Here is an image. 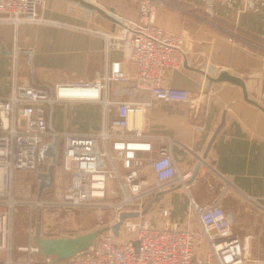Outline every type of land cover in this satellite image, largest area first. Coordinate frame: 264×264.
<instances>
[{
    "label": "crops",
    "instance_id": "1",
    "mask_svg": "<svg viewBox=\"0 0 264 264\" xmlns=\"http://www.w3.org/2000/svg\"><path fill=\"white\" fill-rule=\"evenodd\" d=\"M112 1L89 2L119 23L71 0H43L40 16L48 21L43 24L16 28L0 23V46L8 52L0 54V98L11 94L14 80L24 85L50 88L59 83L103 82L112 62L119 60L130 74V80L122 84L109 83L108 98L146 100L148 94L136 89L134 84L135 64L125 61L122 50L107 52L105 38L94 32L117 33L127 20L139 17V7L132 6V2ZM166 1H180L192 12L180 14L173 7L157 12L156 24L183 36L186 52L182 67L166 70L163 83L188 90L192 100L154 102L143 116L144 130L176 140L172 154L182 172H194L200 164L190 188L191 196L202 204H209L223 194V207L233 231L256 236L251 252L261 255L259 248L264 244V111L244 99L241 86L227 81L212 82L209 77L228 70L244 80L249 97L264 106V0H251L247 4L217 3L211 8L203 0ZM15 49L20 51L17 76L14 73ZM47 110L51 129L93 131L101 128L99 103H58L48 106ZM137 118L139 121L140 115ZM223 118L224 124L207 151ZM30 172L33 171H19L16 178L19 173ZM211 181L218 184L214 186ZM17 190L28 198L33 197L29 185H19ZM231 191L247 200L253 217L240 221L238 213L226 203ZM162 208L170 209V223L186 227L189 196L184 189L164 193L152 210L159 213ZM50 217L44 208L33 212L27 206L18 207L14 217V248L15 244L18 248L37 245L30 234L34 223L36 228L40 224L41 235L46 238H70L90 232L58 236L56 226L59 225L55 217ZM156 217V223L163 224L165 220ZM65 225L62 221L59 229Z\"/></svg>",
    "mask_w": 264,
    "mask_h": 264
},
{
    "label": "built area",
    "instance_id": "2",
    "mask_svg": "<svg viewBox=\"0 0 264 264\" xmlns=\"http://www.w3.org/2000/svg\"><path fill=\"white\" fill-rule=\"evenodd\" d=\"M249 1L203 0L210 8L217 3L247 4ZM42 3L43 0H0V23L17 28L48 22L39 13ZM165 4L164 0H139V17L127 20L119 32L94 30L105 38L107 52L122 50L125 61L135 64L134 84L136 89L148 94L146 100L108 98L109 83L130 80V74L119 60L112 62L103 82L59 83L50 88L14 80L11 94L0 98V264H16L11 253L15 210L20 206L29 204L32 209L57 207L67 211L108 209L119 221L121 213H142L158 193L176 188L184 189L189 196L186 227L170 223V209L162 208L163 224L145 218L147 214L136 218L139 222L127 219L120 236L126 229L133 233V238L120 241L111 230L100 233L95 243L65 264H264V257L251 252V241L256 236L242 238L233 231L223 207V194L209 204H200L191 196L194 172L180 170L172 154L176 140L144 130L143 116L154 102L192 100L188 90L163 83L165 71L182 67L186 56L184 37L156 24L157 12ZM13 56L17 76L20 51L15 49ZM72 88L90 90L97 95L61 94L62 90ZM71 102L99 103L101 128L93 131L51 129L47 107ZM139 113L140 124L136 119ZM55 139L58 141L55 168L59 171L51 192H56V199L20 200L15 187L17 172L36 171L42 149ZM114 224L115 221L109 227ZM35 232L31 227L30 234L35 236ZM135 241L139 242L138 250ZM19 249L31 255L26 264L37 263L36 256L41 254L38 245ZM41 260L43 264L55 263L53 257L43 256Z\"/></svg>",
    "mask_w": 264,
    "mask_h": 264
},
{
    "label": "rangeland",
    "instance_id": "3",
    "mask_svg": "<svg viewBox=\"0 0 264 264\" xmlns=\"http://www.w3.org/2000/svg\"><path fill=\"white\" fill-rule=\"evenodd\" d=\"M89 1H94L98 4V3H100L101 0H89ZM127 1L132 2V6H135V7L138 6L139 7V0H127ZM164 1H166V0H164ZM108 2H109V0H108ZM112 2H116V0H114ZM168 7H173V9L178 11V13H180V14H186V13L192 12L189 9H187L186 7H184L180 3V1H178V2H169V1L167 2L166 1V4L164 6H162L160 10H162L164 8H168ZM39 13H40V8H39ZM124 17H126V16H124ZM45 148L46 147H44L42 150H44ZM48 162H50V164H51L50 159H46V161L43 165V172H47V169L50 166V164ZM58 171H59V168L54 167V185L52 187L53 190L55 188V182H56V177H57ZM37 176H38V169L34 172L19 173L18 174V178H16V181H15V187H16V195L20 200L27 201V202L37 200L36 194L39 193L38 192L39 181H38ZM212 180H214V179H212ZM211 182H212V184H214V186H215V184L216 185L218 184L217 181H215V182L211 181ZM57 184H58V182H57ZM19 185H22V186L29 185L31 187V192L33 194V197L31 196L28 198V197L24 196L25 194L18 193L17 187ZM205 191L206 190L204 189V192ZM56 197H57V194L55 191L51 192L49 189H45L43 191L40 199H43L46 201L47 200L52 201V200L56 199ZM194 198L198 203L202 204L201 202H199L196 199L195 196H194ZM226 203H230L231 210L234 211L235 213H238L240 221L244 220V219L247 220L248 217L251 218L254 216V215H252L251 207H250V204L247 202V200L243 199L241 196H239L238 194H236L233 191H231V193L228 194ZM24 206L26 207L27 204H25L21 207H24ZM153 206L146 213L148 216L145 218H148V219L152 218L153 222L156 223V219H157L156 216H160V212L158 213L157 211L152 210ZM27 208L34 212L35 210L39 209L40 207L34 206L32 209V208H30V206L28 204ZM41 209H43V208H41ZM44 209H45L46 213L49 215V217L50 216L52 218L55 217L54 219H55L56 223L59 225V226H56V228H57L56 234L58 236L59 235L69 236L70 234H77L79 232L86 231V230H90V232H91V231H95L96 229H99V228L109 227V225L111 223H113L114 221H115V223L118 222V221H116L115 214L111 210H108V209L101 210L100 212L89 211V210H80V209H74L72 211H67L64 209L57 208V207H44ZM52 213H55V215L52 216ZM31 220H32V218H31ZM62 221L63 222L65 221L67 226L65 225L66 228L63 227L62 229L61 228L59 229ZM132 222L135 223V222H139V221H138V219L134 218V219H132ZM261 224H262V222H261ZM75 226H80V227L76 230L73 228ZM32 228L36 229L35 223L33 224ZM240 236L243 238L245 235L240 234ZM133 237H134L133 233H130L125 229L124 234L117 237V239L121 241L122 239L133 238ZM65 238H67V237H65ZM255 242H256V240H255ZM251 244H252V241H251ZM29 247L30 246H23V247H19V248H28L29 249ZM19 248L16 247V244H15V248L13 247V251L11 253V258H12L13 262L16 264H20V263L26 264V262L29 261V258L31 255H30L29 251H21ZM259 251H260L259 254H261V255H256V256L263 258L264 255H262V254H264V244H262V247L259 248ZM36 257H37V263L36 264H43L44 263L43 260H41V258L39 257V255H37ZM65 263H66V260L58 262V263H54V264H65Z\"/></svg>",
    "mask_w": 264,
    "mask_h": 264
},
{
    "label": "water",
    "instance_id": "4",
    "mask_svg": "<svg viewBox=\"0 0 264 264\" xmlns=\"http://www.w3.org/2000/svg\"><path fill=\"white\" fill-rule=\"evenodd\" d=\"M80 3L85 8L95 10L105 18H107L110 21L119 23L115 18H113L110 14H108L105 10L100 8L94 3H91L87 0H71ZM8 52L4 50L3 47L0 46V54H7ZM185 66H188L186 63ZM201 71V70H199ZM209 80L212 82H222L227 81L233 84H236L238 86H241L243 88L244 92V99L248 101L249 103H252L259 107L262 111H264V106L259 104L257 101L253 100L249 97L248 90L246 87V83L244 80H242L240 77L231 74L228 70H221V72L216 77H209ZM225 118H223V121L219 128L216 130L213 138L211 139L207 151H209L210 147L212 146L213 141L215 140L216 136L220 132L223 124H224ZM57 154H58V141L55 139L51 144H49L44 150L41 151L39 156V166H38V181H39V195L38 199L41 198L42 193L45 189L52 188L54 185V167L55 163L57 161ZM46 159H50L51 164L49 168L47 169V172H43V165L46 161ZM200 168V164L197 165V168L194 170V176L191 181H194L198 171ZM164 193H158L155 198L148 204V206L145 208V210L142 213L139 212H123L119 216V221L115 223L111 227H104L96 229L95 231L87 232L84 234H81L77 237H70V238H46L42 237L41 235V226L40 224L36 228L35 236H34V242L40 247V253L41 255L45 257H53L55 263L68 260L69 258L73 257L76 253L84 251L90 247L91 244L96 242L97 236L100 233L107 232L109 230L112 231L113 235L115 237L120 236V230L123 225V223L127 219H133L138 218L141 215H145L151 207L159 200V198ZM134 245L136 246L137 250L139 249V242L135 241Z\"/></svg>",
    "mask_w": 264,
    "mask_h": 264
},
{
    "label": "bare ground",
    "instance_id": "5",
    "mask_svg": "<svg viewBox=\"0 0 264 264\" xmlns=\"http://www.w3.org/2000/svg\"><path fill=\"white\" fill-rule=\"evenodd\" d=\"M62 95H66V96H73V97H81L84 95H88V94H92V95H97V92H92L90 90H84V89H80V88H72V89H68V90H62L61 91ZM138 115H140V120L142 118L141 114L139 113ZM137 119V123L140 124L141 121H138V118L136 116ZM133 121V117L131 119V122ZM2 177V172L0 171V179Z\"/></svg>",
    "mask_w": 264,
    "mask_h": 264
}]
</instances>
